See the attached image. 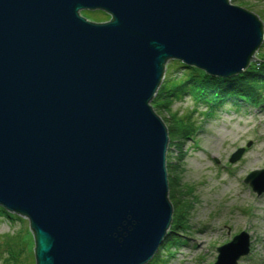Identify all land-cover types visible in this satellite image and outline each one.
Here are the masks:
<instances>
[{"label":"water","instance_id":"water-1","mask_svg":"<svg viewBox=\"0 0 264 264\" xmlns=\"http://www.w3.org/2000/svg\"><path fill=\"white\" fill-rule=\"evenodd\" d=\"M262 39L229 0H0V206L27 218L34 264H145L171 222L165 62L228 77ZM243 180L260 193L264 168ZM216 251L234 264L247 234Z\"/></svg>","mask_w":264,"mask_h":264},{"label":"rangeland","instance_id":"rangeland-1","mask_svg":"<svg viewBox=\"0 0 264 264\" xmlns=\"http://www.w3.org/2000/svg\"><path fill=\"white\" fill-rule=\"evenodd\" d=\"M229 2L254 13L264 35V0ZM98 16L101 21L95 22L107 20L105 15ZM262 53L264 37L250 62ZM185 72L169 59L162 75L183 77ZM187 95L174 99L170 110L193 123L191 135L181 143L171 137V112L152 107L167 133L165 169L171 222L175 214L176 221H181L174 232H166L153 255L165 259L159 264H213L216 248L244 231L247 253L234 264H264V189L257 194L243 180L251 170L264 168V99L257 105L243 100L232 104L228 99L207 107ZM239 149V157L230 161ZM248 158L251 162L246 163ZM231 176L232 182L228 181ZM7 234L24 240L21 264H31L34 243L27 218L0 217V241Z\"/></svg>","mask_w":264,"mask_h":264},{"label":"trees","instance_id":"trees-1","mask_svg":"<svg viewBox=\"0 0 264 264\" xmlns=\"http://www.w3.org/2000/svg\"><path fill=\"white\" fill-rule=\"evenodd\" d=\"M80 14L94 22L101 21L98 16L99 14L105 15L106 19H109V16L102 10H81ZM174 62L186 69L184 76H163L156 89V93L150 101L151 107H163L167 111H170L172 101L186 94L192 96L197 103H204L207 107L220 105L228 99H231L232 102L243 100L253 105H257L264 99V53L257 60L249 62L239 73L225 78L211 76L201 69L184 65L177 60H174ZM170 118L172 120L170 127L171 137H174V140L181 143L183 139L191 135L193 123L183 116L177 115L175 111L171 112ZM176 215L178 214H175L173 221L169 223L168 230L170 232H174L181 223V221H176ZM0 217L19 218L18 215L9 213L1 206ZM31 239L33 240L32 234ZM175 241L178 240L176 239ZM23 244L24 240L20 236L16 234L5 235V238L0 241V262L5 264H21L20 256L23 252ZM33 249L34 246L29 257L31 264H34L32 262ZM160 261L163 263L164 260H160V258L154 255L147 264H159Z\"/></svg>","mask_w":264,"mask_h":264},{"label":"bare ground","instance_id":"bare-ground-1","mask_svg":"<svg viewBox=\"0 0 264 264\" xmlns=\"http://www.w3.org/2000/svg\"><path fill=\"white\" fill-rule=\"evenodd\" d=\"M164 69H165V68H164ZM164 69H163V70H164ZM162 74H163V72H162ZM162 76H163V75H162ZM161 79H162V77H161ZM160 81H161V80H160ZM156 89H157V88H156ZM155 93H156V91H155ZM155 93H154V94H155ZM187 96H188V95H187ZM178 115H179V114H178ZM184 118H185V117H184ZM216 140H218L217 137H216ZM249 162H251V161H250V158L246 159V163H249ZM246 163H245V165H246ZM220 179H221V178H220ZM232 179H233V178H232V176H231V177L229 178L228 181H231V182H232ZM222 180H223V179H221V181H222ZM229 183H230V182H229ZM230 184H231V183H230ZM260 193H261V192H260ZM257 194H259V193H257ZM235 196H239V194L236 193ZM245 254H246V253H245ZM249 255H250V253H249ZM163 260L165 261V259H163Z\"/></svg>","mask_w":264,"mask_h":264}]
</instances>
